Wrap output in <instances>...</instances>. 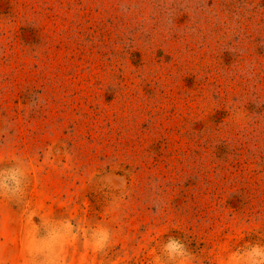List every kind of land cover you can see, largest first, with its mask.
<instances>
[{
    "label": "rangeland",
    "instance_id": "1",
    "mask_svg": "<svg viewBox=\"0 0 264 264\" xmlns=\"http://www.w3.org/2000/svg\"><path fill=\"white\" fill-rule=\"evenodd\" d=\"M169 236L264 256V0H0V264H170Z\"/></svg>",
    "mask_w": 264,
    "mask_h": 264
},
{
    "label": "clouds",
    "instance_id": "2",
    "mask_svg": "<svg viewBox=\"0 0 264 264\" xmlns=\"http://www.w3.org/2000/svg\"><path fill=\"white\" fill-rule=\"evenodd\" d=\"M259 250V251H258ZM164 251L170 261V264H192L193 254L189 251L188 246L179 237L169 236ZM252 252L261 255L264 253V246L253 245ZM255 264H264V256Z\"/></svg>",
    "mask_w": 264,
    "mask_h": 264
}]
</instances>
